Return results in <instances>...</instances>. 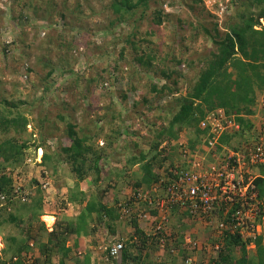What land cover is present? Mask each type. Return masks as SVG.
Masks as SVG:
<instances>
[{"label":"trees","instance_id":"16d2710c","mask_svg":"<svg viewBox=\"0 0 264 264\" xmlns=\"http://www.w3.org/2000/svg\"><path fill=\"white\" fill-rule=\"evenodd\" d=\"M63 0L62 9L58 11L57 3L54 4L52 0H28L23 3L22 8L18 14V20L21 25H28L30 21L37 17L38 12L43 4L48 2V9L50 11V28L53 25V16L58 14L62 19L61 24L63 28L58 31L54 37L48 36L44 41V47L52 43L57 45L56 48L67 49L69 51L79 48V42L74 35H71L70 29L74 25L81 27L79 32L85 31L86 12L83 11V3L81 0H76V7L80 9L78 12L71 11L66 2ZM198 1V0H194ZM242 10H235L227 23L224 24V30L220 29V24L214 22L212 26L201 24L196 26V33L199 35L203 32L205 36L212 39L216 45V49L211 52V55L202 61V66L196 70L194 76L190 79V85L186 95H181L182 87L180 81L186 74L179 68L180 65L187 62L190 69L192 61L186 58L176 59L171 57L173 62L163 64L165 58H162L157 53V48H152L144 45V43H151V40L146 35H155L157 26L163 24L170 19L171 13L166 11L163 4L167 0H109L105 6V10H111V18L108 20L104 28L107 32L114 35L115 39H120L121 35H115L114 29L122 22L130 23L132 20L131 31L126 33L123 40L129 44L134 51L131 59L127 60L128 67L121 65L120 60H125L127 45L121 47L117 54L115 61H107L106 67L102 70L108 77L106 78L102 73L96 74L95 77L88 79L101 83L100 86H108V83L117 84L123 80V72L129 74L127 91H136V78L147 80L144 84L145 89L149 92L157 94L160 97L172 96L173 105L167 107L172 109L173 116L169 121L167 127L157 129L155 142L151 145V149L141 150L139 154L131 153L126 160L128 165L118 170L112 168L106 171L102 160H107L111 156L107 146H99L96 144V136L100 134L101 130L97 132H86L80 124L73 120L62 111H58L54 119H50L49 115L40 117V125L43 130L45 124L50 128L48 133L55 131L54 126L56 120L66 123V133L70 142L68 145H61L59 150L50 154L49 152L43 155V164L46 169L57 171L59 163L66 161L70 163V171L76 173L74 175V185L69 189L68 201L82 205L80 212L74 217H63L58 215L54 227L51 231L43 221L40 220V215L45 213L46 201L44 200V189L40 181L36 182L38 187L36 193L31 196V201H22V196L25 189L14 186L12 173L16 171L20 165L24 164L27 150L31 146V139H33V132H27V125L29 124V117L27 112H32L33 106L30 101L25 99H17L16 101H9L4 97L0 100V200L1 195H5L6 203L0 206V216L3 212L8 211V207L15 210L6 212L7 216L0 217V230L4 233L5 247L2 249L6 259H0V264H96L92 261V251L85 250L81 246L82 240L89 235H94L101 230L104 225L105 228L115 231L117 220L121 217L119 205L126 207L130 205L132 209H136L134 197L131 193L112 195L117 207L111 204V200L107 198L109 188L115 187L111 184L104 189H100V182L107 177H119L121 172H126L128 168L140 166V170L135 173L128 183L133 186V190L137 193L140 188H150L154 182H157L161 176L162 171L167 175L175 176L182 170L188 169L186 160H179L176 162V154L182 158V149H195L197 143H207L211 138L212 133L210 127L202 128L201 122L206 119V116L215 110L223 109L229 119L238 123L240 128H233L229 131H224L221 135V144L229 148L238 149V147L256 136V125L252 121V115L257 111L258 101L264 92V24L261 20L264 19V0H239ZM152 2L155 4L151 11L152 19L149 22V30L142 35L139 31L140 23L145 19L149 13ZM92 13L96 11L91 7ZM69 12V13H68ZM49 13V12H48ZM54 13V15H53ZM72 15V20L69 21V15ZM45 15V14H44ZM52 20V21H51ZM34 26V25H33ZM36 26V25H35ZM57 37V38H56ZM55 39V42L53 39ZM186 51V50H185ZM62 56L59 60V66L66 69L67 72H73L70 67L69 59L62 61ZM155 61H158L157 65ZM94 64V63H93ZM49 70L46 76L42 79L44 91L51 89L53 82L56 81L55 74L58 70L52 63H46ZM194 70V69H193ZM128 71V72H127ZM149 71L153 72L155 77L159 80H152L147 77ZM144 78V79H143ZM161 78L163 80H161ZM53 81V82H52ZM164 81V82H161ZM105 84V85H104ZM124 102L126 100V93L123 95ZM142 102H148L146 96L142 98ZM138 104V103H137ZM109 110L117 111L118 115L123 114L122 109L115 108V105H110ZM114 115V114H113ZM100 119H103L100 118ZM79 128V129H78ZM186 128L190 134L183 142L179 141L180 131ZM128 130V129H127ZM126 129H112L113 136L108 135V145L117 147L121 144V140ZM14 132L11 137H3V134ZM45 131H40V136H46ZM125 135V134H124ZM45 141V140H44ZM117 142V143H116ZM164 143V144H163ZM35 148L43 146L41 143H33ZM163 144V145H162ZM222 145L217 144V148L222 149ZM134 147H142L141 141H133ZM127 149L126 147H123ZM179 151L176 152V149ZM135 149L131 151L134 152ZM172 150L175 151L172 153ZM139 155V157H136ZM264 164H259V166ZM10 169V171H8ZM65 174V173H64ZM105 174V175H104ZM67 175V173H66ZM65 175L62 174L61 177ZM60 178V177H59ZM90 179L89 188H95L91 196L81 188V184L86 179ZM111 180V178H109ZM256 190L260 193V197L264 199V176L259 175L255 180ZM131 189V190H132ZM155 195L153 194V198ZM133 202V203H132ZM148 205V201L142 200L140 207ZM151 218L156 217L157 211L150 210ZM172 220L178 214L177 209H172ZM39 222L38 231H46L48 237L47 241L37 238V232L33 225V220ZM133 225V231L128 237L119 235L114 240L122 241L124 248L120 255L116 258H110L113 264H159L152 257V250L155 248L165 249L160 246V238L166 236L169 240H174L173 232H166L165 230H158L156 233L152 227L145 230V220H140L135 214L127 217ZM170 222V221H169ZM169 225V224H168ZM179 243H183V239L176 238ZM262 236H258L256 242V253L247 249V245L251 239H244L240 234L226 235L224 242L217 251V256L213 260L214 264H264V245L262 244ZM34 242L40 254L36 255L34 246L30 244ZM69 241H73L74 245H68ZM108 244L105 245V247ZM172 248V247H171ZM166 248L165 250H167ZM181 255L186 258L188 254L193 251L189 247L180 248ZM239 249L241 255L235 258L234 251ZM34 257V261L27 263L24 253H30ZM170 252V249L167 250ZM108 248L104 250L103 255L108 254ZM1 257V256H0ZM175 255L173 262L175 263ZM161 264H164L163 262Z\"/></svg>","mask_w":264,"mask_h":264},{"label":"rangeland","instance_id":"374dc122","mask_svg":"<svg viewBox=\"0 0 264 264\" xmlns=\"http://www.w3.org/2000/svg\"><path fill=\"white\" fill-rule=\"evenodd\" d=\"M26 1L28 0H0V100L4 97L8 98L9 101H16L21 98L33 104L32 112H27L26 114L30 119L27 125V132H33V139L30 141L31 146L27 150L24 164L20 165L11 175L15 187L23 188L26 191L31 189L30 193L32 195L36 193L38 187L36 182L33 183L34 180L40 181L41 185L39 186H42L45 193H50L47 194L50 198L46 206V210H48L46 212L48 213L45 214L57 216L58 212H65L67 209L76 213L80 211L82 205L73 207L67 203V192L63 188L64 180L61 178L62 174L66 176V173L71 178L74 175L76 176V173L74 174L70 171V163L63 161L64 165H59L56 173L51 169L42 167L43 155L46 150L52 154L59 150L61 145L69 144L70 139L67 137L66 123L57 119L54 126L55 131L52 133L47 132L50 126L48 127L45 124L43 130L46 136L42 137L39 133L43 131L39 122L40 117L48 114L50 119H54L56 113L62 111L72 117L73 120L75 119L86 132L101 130L100 134L95 138L96 144L107 146L111 153L107 160H102V163L106 171L114 167L120 170L128 165L126 159L131 156V153L139 154L141 150L148 151L151 149V145L155 142L157 129L167 127L173 116L172 109L167 107L173 105L174 99L172 96L160 97L149 92V89H145L146 86H144L148 81L141 80L142 78L140 77L136 78L137 90L128 92L126 83L128 82L127 77H129V74L126 72H123V80L121 82L117 84L108 83V86L105 87L100 86L101 83H98V81H88V79L95 77L99 72L106 78L108 77L102 70L106 67L107 61L110 62L117 59V54L122 46L127 45L128 47L125 60H120L121 65L124 67L129 66L126 61L135 54L131 46L123 40L126 37V33L132 29L130 25L132 20H130V23L122 22L115 27V35L122 34L120 39L113 40L115 38L114 35L107 32L104 28L112 15L110 9L105 10L109 0H81L83 11L86 12V17L84 18L86 32L84 34L83 32L80 33L79 29L81 27L76 25L70 29L69 33L76 37L79 42V48L69 51L68 54L66 48L63 47L61 50L56 48L57 40L56 44L52 43L44 47L45 39L48 36L55 37L58 31L63 28L62 19L58 14L54 15V13L53 21L51 20L53 22L51 27L53 28L49 27L51 22L48 2L43 4L37 17L33 18L28 25L20 24L17 17L23 3ZM52 1L54 4L57 3L58 11L63 8V0ZM66 5L75 13L80 11L76 7V0H69ZM91 7L96 13H92ZM154 7L155 4L152 2L150 11L146 15L147 17L140 23L139 31L142 35H146L145 32L149 30V22L153 17L151 11ZM163 7L171 13L170 19L157 26L155 35H146L150 38L151 43H144V45L147 46L149 44L152 48H157V53L162 58L168 55L167 60L165 58L164 65L173 62L170 60L172 56L176 59L186 58L192 61L191 66L193 68L191 69L187 62L179 66L186 74L180 81V86L182 87L181 95H186L190 79L196 73L195 71L203 65L202 61L204 58L209 57L211 52L216 49L212 39L205 36L203 32H200L199 35L196 33V26H201V24L212 26L214 22H218L220 29L224 30V24L229 21L232 15H235V10H242V6L239 0H167ZM68 15L70 17L69 21H71L72 15ZM261 22L264 24V19ZM53 41L55 42V39ZM61 56L62 61L69 59L73 72H67L66 69L59 66ZM155 62L157 65L159 64L158 61ZM46 63H52L58 68L55 74L56 81H52L53 85L47 92L44 91L42 83V79L50 68ZM146 75L152 80L160 79L155 77L152 71H149ZM161 80L163 79L161 78ZM124 93H126L127 98L123 102ZM144 96L148 99L147 103L142 102ZM112 103L115 108L122 109L123 114L121 116L117 114L116 110H109V106ZM102 117L103 119H100ZM119 127L123 131L128 129L124 133L125 135H121L125 140H121V144H117V147H115L116 145L109 146L107 136H113L114 134L111 130ZM189 134V130L183 128L180 131L178 140L181 142L185 141ZM13 135L14 132L12 131L8 134H3V137H11ZM133 141H141L142 147H134ZM35 142L36 144L43 142V149H40V146L35 148L33 144ZM198 144L200 143L195 146ZM126 145L127 149H124L123 147H126ZM132 149H135L134 152L131 151ZM177 151H179V148L176 149ZM178 156L179 154L173 156V158H176V162L178 161ZM136 157H139V155H136ZM205 163L207 164L209 161L206 160ZM134 168L137 169L138 167ZM136 169L128 168L126 172H121V175L115 178L109 177L110 175L107 177L104 174V179L100 182L99 188L104 189L115 183V188H109V194H107V198L111 200L113 206L117 207V204L114 199L115 196L110 198V192L114 188L116 189L114 190V195L119 196L120 194H126L127 189H132L133 186L128 183V179L133 177L135 174L133 172ZM53 174L56 176L55 179ZM71 183L73 184L74 181L71 180ZM89 183L90 179L88 178L82 182L81 188L85 189L88 196H91L93 189L95 191L96 187L89 188ZM27 202L29 203L30 200ZM5 203L6 201L0 200V206ZM7 210L6 212H13L15 209L13 208L12 210L10 208ZM6 212H3L0 217L7 216L8 213ZM39 218L45 225L50 227L54 222V219L52 223L48 222L44 219V216ZM180 218H183L185 222L181 221ZM148 227L149 225H146V228ZM168 227L169 231L171 230L177 235L182 233L181 231L185 234V231L194 230L198 232L199 237L205 232V239L211 236L212 241L217 240L213 239V234L216 235L217 233L215 228V232H213L211 227L204 226L203 222L190 220L182 214L179 217L176 214L173 220L171 217ZM115 228L116 234L128 237L134 227L129 219L123 218L117 220ZM104 229H106V232L103 235L98 238L91 237L90 240L91 247L89 249L93 250L92 259L96 264H107L102 260L105 245L113 241L114 231L102 226L101 231ZM35 230L37 229L35 228ZM211 240L209 243H213ZM70 243L72 244V241ZM167 253L160 248H155L151 252L152 257L157 261L156 263L176 264L177 258H175L174 263V257ZM217 254V251L213 249L197 251L196 264H214L213 260ZM234 255L235 258H239L241 255L240 250L236 249ZM177 264L180 263L177 262Z\"/></svg>","mask_w":264,"mask_h":264},{"label":"built area","instance_id":"2783aa9c","mask_svg":"<svg viewBox=\"0 0 264 264\" xmlns=\"http://www.w3.org/2000/svg\"><path fill=\"white\" fill-rule=\"evenodd\" d=\"M252 121L256 125V136L242 143L238 149H233L222 145L220 139L224 131L239 129V124L229 119L223 109L210 112L201 122V127H210L211 138L207 143L198 144L195 149L181 150L188 169L175 176L162 171L161 178L150 188H140L131 195L134 197L135 210L128 204L126 207L119 205L120 219L135 214L149 225L147 231L152 227L154 233L158 230L169 232L168 224L173 215L172 209L175 208L178 213H184L193 220L214 225L220 237L240 234L244 238H255L260 235L264 228V204L256 190L254 180L258 175L254 167L264 164V92L258 101L257 111L252 115ZM217 144L222 145L221 151ZM209 153L212 158L206 164ZM19 188L16 190L19 191ZM1 199L5 200V195H1ZM143 199L148 201V205L140 207ZM151 209L157 211L154 218H151ZM216 211H220L223 219L221 216L215 222ZM169 243L173 247L174 240L170 239ZM185 243L197 245L191 235L185 237ZM167 244L168 238L162 236L160 246L166 247ZM106 248L109 253L105 260L113 264L110 258L120 255L124 243L113 242ZM216 248H219L218 244ZM185 264H196V258L187 257Z\"/></svg>","mask_w":264,"mask_h":264},{"label":"crops","instance_id":"0c3cea01","mask_svg":"<svg viewBox=\"0 0 264 264\" xmlns=\"http://www.w3.org/2000/svg\"><path fill=\"white\" fill-rule=\"evenodd\" d=\"M225 145V144H224ZM42 148V147H41ZM219 151H221V149L219 148ZM172 152H173V150H172ZM203 153H205V152H203ZM207 153V152H206ZM211 155H210V153H209V155H207V159H208V161H211V158L212 157H210ZM182 158L180 157V156H178V162H179V160H181ZM177 162V163H178ZM67 163V162H66ZM59 165H61V166H63L64 165V163L62 162V163H59L58 164V166ZM42 167H45L46 168V166L44 165V164H42ZM134 167H136V166H134ZM133 167V170H135L136 168H134ZM137 169H136V171H138L139 172V170H140V166H138L137 165ZM254 171H255V173L259 176V175H261V176H264V166L262 165V166H255L254 167ZM53 177H54V179L56 178V176H54V174H53ZM59 178V177H58ZM64 181V183H63V188L66 190V198H67V203L69 204V205H72L73 207L76 205V204H73V203H71V202H69L68 201V192H69V189L70 188H72L73 187V185H74V183L72 184L71 183V180L72 181H74L75 182V180L73 179V177L71 178V176H69V175H66V176H63V177H61ZM60 178V179H61ZM53 179V180H54ZM53 180H51V181H53ZM54 182H55V180H54ZM90 184V183H89ZM33 186V185H32ZM115 188V187H114ZM113 188V190L110 192V196H112V195H114V190H116V189H114ZM83 189V188H82ZM31 190V189H30ZM26 191L27 193H26V195H25V199H23V196H22V201H28V200H30L31 201V196H29L28 197V195H29V193L31 192V191ZM83 190H85V189H83ZM128 191H126L128 194L129 193H131L130 194V196L135 192L134 190H129V189H127ZM47 192V191H46ZM259 193V192H258ZM47 194H50V193H45V190H44V200L46 201V206L48 205V202H49V198L50 197H48V195ZM260 194V193H259ZM259 198H260V200L263 202V204H264V199H262L261 197H260V195H259ZM77 206H80V205H77ZM115 207V206H114ZM11 207L9 206L8 207V209H10ZM46 211H48V210H46V208H45V213H48V212H46ZM80 211H78V212H70L69 211V209H67V210H65V212H58V214H57V216H55V215H52V216H54V222H53V224H52V226L50 227V226H47L46 225V227H47V230L48 231H51L52 229H53V227H54V224H55V222H56V220H57V217H58V215H62L63 217H74L75 215H77L78 213H79ZM42 214V215H40V216H46V215H48V214ZM181 213H178L177 215H178V217H179V215H180ZM50 215V214H49ZM183 215V214H182ZM222 216V214L220 213V211H216V213H215V215H214V220H215V222L220 218ZM181 219V221H183V222H185V220L183 219V218H180ZM221 219H223V216L221 217ZM33 219H31L30 221H32ZM33 222V225H34V228H36V229H38L39 228V223L37 222V220H33L32 221ZM46 222V221H45ZM198 222H200V223H202L201 221H198ZM203 225L204 226H209V227H211V230L213 231V232H215L214 231V225H208L207 223H206V221L205 222H203ZM104 226V225H103ZM37 232V238L38 239H41V240H43V241H47V239H48V237H47V235H46V231H41V230H37V231H35V233ZM106 232V229H104V230H100L99 232H96V234H92V235H89V236H87V237H85V239L84 240H82V243H81V246L82 247H84L85 248V250H90L89 248L91 247V242H90V240H91V237L93 238H98L99 236H101V235H103L104 233ZM173 232V231H172ZM182 233H180V234H176V233H174V235H175V238H174V243H173V247L171 248V246L169 245L168 247H165V249L166 248H168V249H170V252H168L169 254H170V256H172V257H174V255H175V257L177 258V262H179L180 264H182V263H184L185 264V259L187 258V257H189V256H193V257H195L196 258V262H197V255H196V252L197 251H204L205 249H213V250H216V251H218V249L216 248V245L218 244V245H221L222 246V244H223V242H224V236L223 237H220L219 236V234H218V232L216 233V235L215 234H213L214 235V237H213V239H217V240H215V241H212L211 239H212V237L210 236V237H208V238H206L205 239V235H206V233L205 232H203L202 233V235L199 237L198 236V232L197 231H194V230H190V231H185V234L183 233V231H181ZM117 233V231L115 232L114 231V233H113V238H116V237H119V234H116ZM112 235V234H111ZM114 235H115V237H114ZM187 235H191V237H192V241L193 242H197V245H193V244H186L185 243V237L187 236ZM226 236V235H225ZM258 236H262L263 237V239H262V244L264 245V228L261 230V232H260V235H258ZM257 236V237H258ZM257 237H255V238H253V237H248V238H244L245 240L246 239H251V241H250V243L247 245V249L249 250V251H252V252H254V254L256 253V242H255V240H256V238ZM176 238H178V239H183V243H179V245L177 244L178 243V241H177V239ZM113 240V239H112ZM210 240H211V242H213V243H209L210 242ZM34 242H37V241H31L30 242V244L31 245H33L35 248H34V250H35V254L36 255H38V254H40V250L38 249V246L34 243ZM72 244L74 245V242L72 241ZM71 243H70V241H69V243H68V245L70 246V245H72ZM182 246L183 247H189V248H191V250L193 251L191 254H188L187 255V257L186 258H184L181 254V249L180 248H182ZM5 247V237H4V233L2 232V229L0 230V259H2V260H4V259H6L7 257H4V254H3V252H2V249ZM173 248L175 249V251H173ZM164 249V250H165ZM167 249V250H168ZM167 250H165V252L167 253ZM92 251V257H93V250H91ZM167 253V254H168ZM201 253V252H200ZM23 256H26V261H27V263H30V262H32V261H34V257H33V255H32V252H30V253H24L23 254ZM103 262L104 263H107V264H109L108 262H106V260H105V256H103ZM92 261H93V259H92ZM177 262H176V264H177ZM94 263V262H93ZM37 264H41V263H37ZM167 264H169V263H167Z\"/></svg>","mask_w":264,"mask_h":264},{"label":"bare ground","instance_id":"6f19581e","mask_svg":"<svg viewBox=\"0 0 264 264\" xmlns=\"http://www.w3.org/2000/svg\"><path fill=\"white\" fill-rule=\"evenodd\" d=\"M45 218L44 219H46L48 222H51L52 223V221H53V219H54V216H52V215H46V216H44Z\"/></svg>","mask_w":264,"mask_h":264},{"label":"clouds","instance_id":"9594fccd","mask_svg":"<svg viewBox=\"0 0 264 264\" xmlns=\"http://www.w3.org/2000/svg\"><path fill=\"white\" fill-rule=\"evenodd\" d=\"M181 214H183V215H185L184 213H181ZM186 217H188L187 215H185ZM190 220H193V219H191L190 217H188ZM120 219V218H119ZM193 221H196V222H198V220H193ZM146 230V229H145ZM147 231V230H146ZM169 231V230H168ZM171 231V230H170ZM172 232V231H171ZM225 237V236H224ZM113 242H115L114 241V238H113V241H111V243H113ZM111 243H109V244H111ZM220 247H221V245H219V248H217V249H220Z\"/></svg>","mask_w":264,"mask_h":264}]
</instances>
